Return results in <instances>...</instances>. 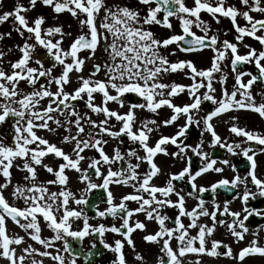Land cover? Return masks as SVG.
Here are the masks:
<instances>
[{
	"label": "snow or ice",
	"instance_id": "obj_1",
	"mask_svg": "<svg viewBox=\"0 0 264 264\" xmlns=\"http://www.w3.org/2000/svg\"><path fill=\"white\" fill-rule=\"evenodd\" d=\"M36 3L37 0H27L25 5L16 0L11 10L0 13V23L11 18L14 31L24 38L23 44L17 46L21 55L14 62H10L11 71L6 72L0 68V124L10 122L13 131L8 144H4L0 139V175L4 178V182L0 183V190L11 185L10 169L15 160H22L21 170L26 172L23 177L25 183H17L10 193L14 199L24 201L23 208L10 205L0 191V259L7 261V264H25L27 257L32 256L31 264H43V260L34 258V254H38L41 257H50L57 264H65L63 255L47 251L52 247V241L70 236L82 245L85 237L95 234L100 237V243L104 248L115 253L112 264H127L122 251V241L115 240L113 246L105 243L103 235L106 231L118 233L134 249L130 234L135 229H146L142 221L130 223V218L135 213H144L147 220H154L159 225L157 231L143 237L147 242L160 244L159 252L162 255L156 259V264H183L181 258L186 253L223 255L240 261L250 255L264 256V246L255 238L241 248L236 256H233L231 247L220 240H212L211 247H207V238L214 233L218 225L223 226L239 241L243 240L244 234L249 231L245 222L251 215L264 217V209L247 207L250 198L254 199L257 195L264 197V179L258 178L255 171L256 152L251 146L241 148L239 143L222 140L210 123L214 117L232 109L251 110L264 118V91L261 92L260 103L255 102L250 91L257 81L264 82V48L258 51L257 48L244 44L249 50L245 54L238 52V45L245 37H252L264 46V35L257 34L264 32V18L258 19L251 15L253 12L264 14V0H237V4H227L226 0H216L214 4L210 0H194L191 7L185 0H138V5L145 6L143 14L140 7L121 3L109 4L107 0H40V3L50 7L53 13L68 12L78 19L82 29L87 28V32L81 31L67 49L61 46V41L70 33H66L62 26L45 28L43 15L36 16L31 22L24 15L34 9ZM201 11L207 12L217 23L220 17L230 19L235 30L236 42L228 39L220 41L218 34L209 35L212 29L201 19ZM171 17L178 20L181 34L159 39L150 27H145L155 24L171 29L173 27ZM238 17H242L247 24L244 26L238 24ZM193 25L199 28L203 35L195 34L192 31ZM5 35L11 36V32L0 33V39ZM54 37L59 38L53 39ZM171 44H176L183 52L211 49L214 53L211 66L198 70L191 61H169L160 49ZM38 47L44 49L43 55H37ZM101 47L104 53L103 62L94 63L88 77L77 76L78 86L71 91L66 90L65 86L71 82L70 73L82 72L85 61L94 58L97 49ZM81 50H87L88 56H78ZM171 54H175V49ZM4 55L5 53L0 51V64L3 63ZM34 56L37 67L30 66ZM44 57L50 58V67H45ZM229 57L231 71L235 74L231 92L224 87L226 75L220 68L221 62ZM248 64L254 65L256 74L252 71L239 70L240 66ZM58 65L62 67V71L53 76L52 70ZM102 71L104 79H95L97 73ZM177 71H183L191 78L192 83L183 85L163 82L165 74ZM214 73H220L218 82L222 88V95L219 98L214 94L216 88L213 86V80L217 78ZM245 76L249 77L247 81L243 80ZM197 77L200 79L197 80ZM42 78L45 82H41ZM21 81L32 90L21 89L19 87ZM53 84L56 86L55 91L51 88ZM185 88L191 102L183 106L174 104L172 98L184 92ZM200 89L205 91L201 94ZM129 93L141 98L142 102L129 103L127 111L123 113L108 107L109 102L124 107L125 94ZM95 94L101 97L99 103L95 102ZM237 94L240 99H236ZM45 98L46 106H41ZM80 100L84 101V107L87 109L83 113L79 111L77 104ZM202 101H210L214 107L197 119L196 114L201 110ZM164 106L171 109L172 113L170 118L162 121L164 125H171L179 115L185 117V122L174 135H161L154 145H150L148 142L150 135L158 130L160 125L154 119H141L137 127L136 109L155 114ZM93 114L100 118L93 119ZM231 119L235 121L237 118L233 116ZM201 122L203 124L200 131L201 139L194 146L185 143L184 140H178V137L186 136V129L190 125L195 124L199 127ZM117 124L118 130H114ZM61 128L66 133L62 135L61 141L71 146L70 152H65L45 137L37 135L36 131L44 129L54 133ZM229 131L236 136H243L246 142L255 141L259 145H264V135L248 131L235 123L230 126ZM205 132L210 133L209 148L219 146L229 155H241L246 158L247 169L243 176L228 159H217L203 150ZM122 136H126L129 142L137 144L143 155L137 148H129L122 152L119 146L113 147L111 154L105 151V145L109 144V139L105 137L123 143ZM168 144L174 145L177 150L169 153L165 147ZM31 145L34 147H29ZM237 149H240L239 153ZM86 150L93 151L94 155L86 156L84 154ZM188 151L201 161L197 170L193 171L189 163L180 171L170 173L165 185L157 186L151 183L160 172L153 159L158 153L170 154L183 160ZM259 151L264 152V148ZM49 154L59 158L57 167L43 163V158ZM84 161H87V167L82 168L81 162ZM141 162L147 164V170L144 172L138 171ZM217 164L230 166L235 175L231 179L222 177L208 186H198L195 181L202 174L209 171L215 173L224 171V168L216 166ZM37 165L42 166L55 179L37 183ZM113 165L119 167L114 170ZM105 168L106 171H103ZM66 170H74L78 174L77 180L83 185L78 189L79 197L68 189L69 177ZM93 175L102 182H93L91 179ZM185 177L191 187V191L185 195L196 201L190 210L185 206V195L181 194L183 189L177 191L173 183L184 180ZM249 183L255 186V191L249 188ZM111 184L131 186L134 191L121 196L119 203H115V197L110 190ZM48 185H59L60 190L50 191ZM241 185L244 186L242 193L237 191ZM96 189L102 190L103 195L99 201L91 203L95 216L100 218L111 216L114 219L119 216L122 221L119 227L115 224L110 227L104 224L93 226L88 223V216L82 209L69 207L70 203L89 204V197ZM218 190L233 193L232 200L238 199L244 207L240 211H233L229 208L231 201L226 199L221 208L216 200ZM205 193H211V210L205 207L206 201L201 195ZM172 195L176 196L175 200L171 199ZM127 201H135L138 207L128 208ZM99 202L106 203L107 207L100 210ZM168 207L178 210L174 227L166 226L168 216L162 215L160 211ZM38 215L43 217L47 227L55 233L51 240L41 238ZM181 217H187L190 222L185 224ZM201 217H208L210 223H201ZM8 218L25 229L30 239L42 245L45 250L40 251L32 244H27L18 255L17 249L11 245H21L24 243V237L7 234ZM21 218L24 220L23 223ZM79 218L83 219V226L78 230H72V220ZM191 229H197L195 235H190ZM255 235L253 233L254 237ZM173 239L177 242V249L170 245ZM221 246L226 249L223 253L218 252ZM94 249L93 243L87 251L81 247L76 252H70L69 245L65 242L63 251L70 255L68 264H76L78 255H83L85 261H88L95 254ZM135 259L143 261L144 258L135 253Z\"/></svg>",
	"mask_w": 264,
	"mask_h": 264
},
{
	"label": "flooded vegetation",
	"instance_id": "obj_2",
	"mask_svg": "<svg viewBox=\"0 0 264 264\" xmlns=\"http://www.w3.org/2000/svg\"><path fill=\"white\" fill-rule=\"evenodd\" d=\"M20 3H23L27 5V0H19ZM109 4L112 3H121V0H107ZM16 3V0H0V13L6 10H11ZM228 3H234L233 0L229 1ZM130 5V4H129ZM132 7H140L142 14L145 6H140L138 5L137 0H131V5ZM155 6V5H153ZM24 15L27 16L29 19V22H31L32 19H34L38 15H43L45 18L44 25L43 27L47 28L49 26H62L64 31L66 33H70V35H66L64 39L61 41V46L65 49H67L71 43L72 40L75 39L74 37V27L81 28L79 25L78 19L72 17V15L68 12H64L61 14H55L52 12V9L50 7L44 6L42 3H40V0H37L36 7L34 9H31L27 13H24ZM102 15V13H101ZM240 17L237 18L239 20ZM224 25L226 26V31L223 33L226 37L230 38L231 36H234L235 30L232 29L231 25V20L228 18L220 17ZM171 23L173 27L171 29L160 26V25H151V26H145V27H150L151 30L154 33H157L155 36L159 39H164L167 38L168 36H171L173 34H181L179 32V22L175 17L170 18ZM99 23V20L97 21ZM82 30V28H81ZM83 32H87V28L84 27ZM11 32V36L5 35L3 39H0V51H3L5 53L3 57V63L0 64V68H3L6 72H10V62H14L19 58L21 53L19 52L18 45H22L24 42V38L20 37L19 34L14 31L12 27V19L9 18L8 21H5L3 23H0V33H8ZM160 33V34H159ZM81 32L78 34L80 35ZM27 37V33L25 34V38ZM59 37H54L53 39H56ZM224 38V39H228ZM224 39H219L220 41H223ZM229 40V39H228ZM247 40L251 42V44L254 45L255 40L252 37H247ZM30 43L32 42L31 40L29 41ZM101 45H103V41L101 42ZM175 49V54H171L173 50ZM100 52V63L103 62L104 60V53L102 51V47L99 50ZM37 55H43L44 49L38 47L36 50ZM161 53L167 56L169 61L171 62H176L178 60H184L183 57H186V54L188 56L196 55L197 53H203L201 54L202 56L199 57V62H202V65L208 64L209 67L211 66V58H212V53L208 48L202 49L201 52H190L186 53L183 51H180L179 48H177L176 44H171L168 45L167 48H163L161 50ZM86 54H88L87 50H81V52L78 53V56L80 57H85ZM197 57V56H196ZM35 56L33 59L30 61V66L32 67H37L35 64ZM198 58V57H197ZM201 58V59H200ZM46 60L45 67H50L51 66V60L50 58L44 57ZM70 62V58L68 60ZM225 67L228 69L227 73L228 75L231 76L232 84L234 83V73L231 71V66H230V57L225 63ZM239 70L244 71H252L253 74L255 73V67L252 64L248 65H243L239 67ZM62 71L61 66H57L52 70V75H58ZM91 72V70H90ZM89 72V73H90ZM75 73H70V76ZM97 74H101L100 79H104L103 76V71ZM219 74V73H216ZM76 77V74H75ZM74 77V78H75ZM247 79L249 77L245 76ZM243 77V79L245 78ZM74 78L71 77V82L74 80ZM163 82L165 83H179L183 84L185 83L186 80H191L190 77L185 76V73L183 71H177L175 73H168L165 74V76L162 78ZM41 82H45L44 79L42 78ZM67 86V85H66ZM19 87L21 89H25L26 91H31V88H28L25 82L21 81L19 84ZM55 84L51 86L52 90L55 91ZM253 88L257 90H261L264 88V82H259L258 84H254L252 86ZM230 88V87H229ZM219 89H216V92L214 93L218 98L222 95V91H218ZM200 92V90H199ZM201 93V92H200ZM258 93V92H257ZM202 94V93H201ZM239 99L240 97L237 96ZM172 101L174 104L178 106H183L185 103H190L191 99L187 95V88H185L184 92L179 93L177 96L172 98ZM136 102H142L141 98L136 96L135 94H125V104L123 109L127 111L129 103H136ZM79 103V101L77 102ZM117 105V104H116ZM118 106V105H117ZM109 108L113 109L114 108V103L108 105ZM119 107V106H118ZM213 105L211 104L210 101H202L201 105V110L196 114L197 119L200 117L204 116L207 114V112L211 111L213 109ZM171 109H169L167 106H164L160 109L157 110V113H151L148 112L147 110H141V109H136V115H137V127L139 126V120L141 119H154L157 121V123L160 125L159 129L154 131L150 135L149 139V144L154 145L155 141L161 136V135H166V136H171L174 135L176 131H178V128L180 125H182L185 122V117L183 115H179L177 120L174 121L171 125H164L162 121L165 119L170 118L171 116ZM236 117L237 119L233 121L231 117ZM115 123V121H113ZM210 123L213 124L214 130L217 132V134L222 138V140L226 139L228 142L232 143H239L241 145V148L249 147L251 146L252 149L256 152V155L254 157L256 161V175L260 179H264V152L259 151V149L264 148V145H259L255 141H245V138L243 136H236L235 134L230 133L229 128L230 126L235 123L237 126L245 128L248 131H252L254 133H258L260 135H264V118L260 117L259 114L255 113L254 111L247 110V109H232L229 110L226 113H222L218 115L217 117H214ZM4 127L0 128V130H7L9 131L10 135H13L12 128L10 127V122H5L3 123ZM2 124H0L1 126ZM119 125H116V129L118 130ZM155 127V126H153ZM201 128H203V124L201 122L200 126L197 127L195 124L190 125L188 129H186V136L184 137H178V140H184L185 143L190 144V145H195L199 140L201 139L200 131ZM38 132V130H36ZM106 139H109V144L105 145V151L109 154L112 152V148L119 146L122 152H126L129 148H137L138 151L140 152L141 155H143L142 150L139 149V146L137 144H133L128 141L126 136H122L123 143H120L119 140H112L109 137H105ZM1 139V138H0ZM203 150L206 152L211 153L215 158L217 159H228L230 161V164H234L237 168V171L240 175H244L247 169V161L246 158L241 156V155H229L227 154L225 149L220 148L219 146H216L214 148H209L208 147V142L210 140V133L205 132L203 135ZM2 141H4L6 144L10 142L9 138L5 137L2 138ZM166 149L168 150L169 153L176 151V147L172 144L165 145ZM237 153L240 152V149L236 150ZM86 156H92L94 155L93 151L86 150L84 153ZM251 154V153H250ZM154 162L157 164V166L160 168V172L157 174L156 177L153 178L151 181L152 184H155L157 186H163L166 184V181L168 179V175L170 173H176L182 169L185 165L191 163V168L193 171L197 170L200 165L201 161L199 157L195 156L193 153L188 151V155L183 159L179 158H174L170 154L169 155H164L163 153H158L154 158ZM84 167H87V161H84ZM58 165V164H57ZM57 165H54L53 167H57ZM216 166L218 167H223L224 171L222 173H215V172H207L202 174L201 177H198L195 181V183L200 186H208L210 183L215 182L216 180L225 177L228 179H231L235 173L231 170L230 166H224L217 164ZM119 165H113L114 170L118 168ZM103 171H106L105 169H102ZM147 170V164L146 162H141V167L138 169L140 172H144ZM95 178L94 180L97 179V182L95 183H101L102 180L100 178L95 177L94 175L91 177V179ZM2 175H0V183L2 182ZM93 180V181H94ZM23 178L21 179V182L19 184H24ZM176 190L181 191L183 189V192H181L182 195H185L188 191H191V187L187 182V178L185 177L184 180L181 181H173ZM249 188L252 191H255V186L251 185L249 183ZM110 190L113 193L115 197V203H119L120 197L132 193L134 190L131 186H123V185H116V184H111L110 185ZM244 190V186L241 185L237 191H240L241 193ZM98 193L97 200H100V197L103 195L102 190L96 189L93 190L92 194L89 197V204L87 205H81V208L84 213L87 214L88 216V223L97 226L99 224H104L106 227H110L112 224H115L117 227H119L120 223H122L121 219L119 216H117L115 219L111 216H106L104 218L96 217L95 216V210L90 206V199L95 195V193ZM202 197L205 199L206 204L205 207H207L209 210L212 208L211 204V193H205L201 194ZM232 195L233 193L226 192L224 190H218L217 195H216V200L220 204L221 208L223 207V202L224 200H230L231 203L229 204V208L233 211H240L244 205L241 204V202L237 200H232ZM146 196V194H145ZM171 199L175 200L176 196L172 195ZM127 206L128 208H135L138 207V204L135 201H127ZM196 204V201L192 197H188L185 195V206L189 210L194 207ZM20 206H24V201L20 199ZM105 207H107V204L104 202H99L98 203V208L100 210H103ZM247 207L251 208H256V209H264V197H261L257 195L254 199L250 198ZM162 215H167L168 220L165 222L166 226L168 227H174V219L175 216L177 215L178 210L173 207H168V208H163L160 210ZM243 215V214H242ZM218 218H225L226 217H218ZM11 220V218H8ZM182 221L187 224L190 221L188 220L187 217H181ZM137 220L142 221L146 225V229L140 230V229H135L131 234L130 238L133 241L134 244V249L132 246L128 245L127 241L125 240L124 237L119 235L118 233H113L111 231H106L103 235V239L105 243L113 245L115 240L119 239L123 243V248L122 251L124 253L125 259L127 261V264H156V259L162 255L159 252L160 244L154 243V242H147L143 239V237L147 234L154 233L155 231L158 230L159 225L154 221V220H147L145 217L144 213H135L131 218H130V223L134 224ZM12 221V220H11ZM14 222V221H12ZM24 220L21 218V223H23ZM200 222H209L208 217H201ZM44 224H46L45 221H43ZM249 231L244 234V239L237 241L234 237H232L223 226H217L216 230L214 233L207 238V247H211V241L212 240H220L223 241L224 243L228 244L233 252V256H236L239 252V250L245 246H247L253 238L258 240V243L261 246H264V217L261 216H256L255 214L251 215L249 219L245 222ZM75 224L79 225L75 228ZM83 226V219L79 218L77 221H72L71 223V229L72 230H78ZM126 230V229H125ZM197 229H191L190 230V235H195ZM46 232V238L43 239H49L55 235V233L47 227L45 230ZM41 233V232H40ZM253 233H255V237L253 236ZM42 238V237H41ZM65 242L68 243L69 245V251L70 252H76L78 251L81 247L83 248L84 251H87L92 244H95V249L93 250L94 253H96L97 250L101 251L103 254V257L100 259V261H97V259L93 258V263L92 264H107L108 262H112L115 259V253L112 252L109 249H106L103 247V245L100 243V237L98 235H91L87 236L83 239L82 245L81 242H79L77 239H74L70 236H65L63 240H53L52 241V247L48 248L47 251L49 252H54V250L59 249L64 258H65V264H68V261L70 259V255L68 252H64V244ZM25 243V241H24ZM170 245L174 248L177 249V242L173 239L170 241ZM21 246V245H20ZM27 246V245H25ZM24 246V247H25ZM196 246H198V241L196 242ZM226 251L222 246L218 248V252L223 253ZM135 253H139L141 256H143V261H137L135 259ZM96 255V254H94ZM83 256V255H82ZM112 260H111V259ZM49 260H51L50 257H48ZM84 259V257H83ZM83 259L76 258V264H86L88 261H84ZM90 259V258H89ZM109 259V260H108ZM183 261V264H264V256L260 255H250L246 256L243 261L234 259V258H229L225 257L223 255H217V256H210L206 253H186L184 257L181 258ZM95 260V261H94ZM28 261V260H27ZM107 262V263H106ZM31 264V261L26 262V264Z\"/></svg>",
	"mask_w": 264,
	"mask_h": 264
},
{
	"label": "rangeland",
	"instance_id": "obj_3",
	"mask_svg": "<svg viewBox=\"0 0 264 264\" xmlns=\"http://www.w3.org/2000/svg\"><path fill=\"white\" fill-rule=\"evenodd\" d=\"M210 2H212L213 4L216 3V0H210ZM124 3H131V1H126V0H122L121 1V4H124ZM185 3L188 5V6H192L193 3H194V0H185ZM226 3L227 4H237V0L234 1V3H228V0H226ZM129 5V4H128ZM239 6V5H237ZM251 15H253L254 17L256 18H264V14L262 13H259V12H253L251 13ZM200 17L203 21H206L210 26H211V29L212 31H210L208 34L209 35H212V34H218L219 35V39H224V38H228L226 37L223 33L226 31V26L224 25V23L222 22V20L220 19L219 20V23H217L207 12L205 11H201L200 13ZM194 19V18H193ZM237 23L240 24L241 26H244L247 24L246 21L243 20L242 17L239 18V20H237ZM75 34H74V37L76 38L78 36V34L83 30H81V28H77V27H74L73 28ZM181 29L179 28V32L181 33ZM192 31L197 34V35H203V33L200 31L199 28L195 27V25H193L192 27ZM173 32H171V35H172ZM157 34V33H156ZM258 35H264V32H258L257 33ZM229 41L231 42H236L235 39H234V36H231L230 38H228ZM246 39L247 37L244 38V41L242 43H240L238 45V52L240 54H245L249 49L245 48L244 47V44H248L250 45L251 47H253V44H251V42L249 40H247L246 42ZM102 42V41H101ZM264 48V46L261 45V49ZM100 48L97 49L96 53H95V56L94 58L92 59H87L85 61V64L83 65V69H82V72L80 73H76V72H73L76 74V77L74 78V80L72 81V83H69L66 87V90L68 91H71L74 89V87L78 86V81H77V76H84V77H88L89 76V72L90 70L92 69V65L94 63H100V52H99ZM163 50V48L160 49V51ZM211 51V49H209ZM201 52V50L199 51ZM212 55H214V53L211 51ZM201 54L203 53H197L196 55H192V56H188L186 54V57H183L184 60L186 61H191L194 66L198 69V70H202V69H207L209 68V65L206 64V65H202V62L200 63L198 60H199V57L202 56ZM88 54H86L85 57H87ZM198 58H197V57ZM201 59V58H200ZM228 59H226L225 61H222L221 64H220V68H221V72L224 73L226 75V81H225V85L224 87L227 88V90L229 92H231L232 90V78L230 75H228L227 71L228 69L225 67V63L227 62ZM220 74V73H219ZM219 74H216L214 73V76L217 77L216 79L213 80V86L216 88V89H219L218 91H222V88L218 82V77H219ZM186 76V75H185ZM101 78V74H97V76L95 77V79H100ZM200 78L197 77V80H199ZM244 81H247V78L245 77L243 79ZM192 83V81L190 80H186L184 85H190ZM230 87V88H229ZM203 91H205V89H200V92L203 93ZM250 91L252 92V95L254 96L255 98V102L256 103H260L261 100H262V97H261V92L264 91V88H262L260 91L255 89V88H251ZM258 92V93H257ZM96 95V100L95 102L96 103H99L100 102V95L99 94H95ZM237 96H239V94H237ZM86 99V97H85ZM236 99H239L238 97H236ZM46 103H47V98H45V101L42 102V105L41 106H46ZM78 104V108H79V111L81 113L87 111V109L84 107V101L83 100H80ZM110 104H113V102H109L108 105ZM115 110H118L119 112L123 113V112H126L125 109H123V107H118L115 103H114V108ZM93 119H99L100 117L96 116L95 114H93L92 116ZM4 127V124H2L0 126V128H3ZM52 127H55L54 125H52ZM38 132H37V135H40V136H43L45 137L46 139L49 140L50 143H54L56 144L57 146L61 147L65 152H70V145H67V144H64L62 143L61 141V137L63 134H66L64 133V130L61 128L59 129L57 132H54V133H50L48 132L47 130H44V129H37ZM4 144H6L4 141H2ZM29 147H34V145H31ZM59 158H54V156L52 154H49L47 155L46 157L43 158V163L45 164H49L51 166H54V165H57L59 163ZM16 165H20L21 167L18 168L16 167ZM81 167L83 168L84 167V163L81 162ZM22 169V160L20 159H17L14 161L13 163V166L11 167L10 171H11V185L4 189V190H0L3 192V195L5 196V198L7 199L8 203L10 205H15L17 207H21L20 206V199H14L10 193L12 191V188L17 184V183H20L21 182V179L24 177V175H26V172L21 170ZM36 171H37V183H41V182H44V181H47V180H52V179H55V177L48 173L42 166H39L37 165L36 166ZM67 171V175L69 177V181H68V189L70 191H72L77 197H79L80 193L78 191L79 188H82L83 185L79 183V181L77 180V176L78 174L74 171V170H66ZM3 177V176H2ZM95 178H93L92 180H94ZM4 182V178L2 179V182ZM93 182H97V179L94 180ZM48 188L50 191H59L60 190V186L59 185H48ZM24 206H22L23 208ZM69 207H72V208H77L78 210H81V205H76L74 203H70L69 204ZM57 215H59V213H57ZM43 217L42 216H39L38 215V223L40 225V228H41V237L42 238H46V232L45 230L47 229V225L43 223ZM72 221H77V219H74ZM79 226V225H76L75 224V228ZM6 230H7V234L10 235V236H14V235H19V236H22L24 237V241H25V245L27 244H32V246L34 248H37L39 249L40 251H44L45 249L43 248L42 245H40L39 243L35 242V241H32L30 239V237L27 235V232L25 231V229L21 228L17 223L15 222H12L11 220L7 219L6 221ZM30 231V230H29ZM11 247H15L17 249V254L19 255L20 254V251L22 248H24V246H17V245H11ZM53 254H62V252L59 250V249H56L54 250V252L52 251ZM34 258L37 259V260H43V264H57V262L53 261L52 259L49 260L48 257H41L39 256L38 254H34ZM33 259L32 256L30 257H27L26 261H25V264L26 262L28 261H31ZM111 259V258H110ZM28 260V261H27ZM109 260V259H108ZM112 260V259H111ZM107 263V262H106ZM0 264H7V261L3 260V259H0ZM28 264V263H27ZM67 264V263H66ZM107 264H112V262H108Z\"/></svg>",
	"mask_w": 264,
	"mask_h": 264
},
{
	"label": "bare ground",
	"instance_id": "obj_4",
	"mask_svg": "<svg viewBox=\"0 0 264 264\" xmlns=\"http://www.w3.org/2000/svg\"><path fill=\"white\" fill-rule=\"evenodd\" d=\"M71 77L74 78L75 77V74L71 75ZM5 137L9 138V140H10L11 135H10L9 131H7V130H0V138L2 139V138H5ZM21 246H25V244L22 243Z\"/></svg>",
	"mask_w": 264,
	"mask_h": 264
},
{
	"label": "water",
	"instance_id": "obj_5",
	"mask_svg": "<svg viewBox=\"0 0 264 264\" xmlns=\"http://www.w3.org/2000/svg\"><path fill=\"white\" fill-rule=\"evenodd\" d=\"M95 254H96V255H92V256L90 257L89 261L86 262V264H92V263H93V258H94V259H97V261H98V259H100L101 255H103V254L101 253V251H99V250H97ZM78 256H81V255H78ZM81 257H82V256H81ZM84 261H85V259H84ZM94 261H95V260H94Z\"/></svg>",
	"mask_w": 264,
	"mask_h": 264
}]
</instances>
